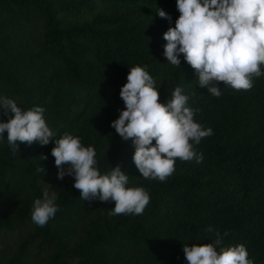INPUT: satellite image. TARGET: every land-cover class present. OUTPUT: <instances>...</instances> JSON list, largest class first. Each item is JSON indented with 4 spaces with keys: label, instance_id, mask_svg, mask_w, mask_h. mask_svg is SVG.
<instances>
[{
    "label": "trees",
    "instance_id": "trees-1",
    "mask_svg": "<svg viewBox=\"0 0 264 264\" xmlns=\"http://www.w3.org/2000/svg\"><path fill=\"white\" fill-rule=\"evenodd\" d=\"M178 17L176 0H0V96L24 110L43 107L53 139L79 137L94 147L101 175L119 165L129 187L150 195L142 214L109 216L114 201H83L70 177L55 216L39 227L32 205L56 168L55 141L21 143L13 153L5 132L0 264H188L184 245L212 243L216 232L221 246L243 244L254 264H264V75L248 91L220 82V97L207 92L183 54L180 67L163 55V34ZM137 65L155 80L161 103L181 87L188 106L199 109L195 121L213 130L199 144L191 141L202 162L177 159L163 182L141 176L134 144L111 127L125 107L120 90ZM11 115L1 109L0 122ZM42 165L45 173L37 171Z\"/></svg>",
    "mask_w": 264,
    "mask_h": 264
},
{
    "label": "clouds",
    "instance_id": "clouds-1",
    "mask_svg": "<svg viewBox=\"0 0 264 264\" xmlns=\"http://www.w3.org/2000/svg\"><path fill=\"white\" fill-rule=\"evenodd\" d=\"M176 8L179 17L175 26L163 34V55L168 63L180 67L179 57L183 54L198 74V85L215 97L222 95L220 82L236 91H248L254 78L264 75V0H176ZM157 14L171 20L163 9L159 8ZM126 79L120 90L125 107L111 127L124 141L134 144L133 161L141 176L163 182L175 171L177 159L202 162V153L194 151L191 141L199 144L213 135V130L195 121L199 109L188 106L189 97L183 89L177 86L167 103H161L155 80L144 67H131ZM0 109L13 114L7 122H0V139L7 132L13 153L21 143L30 146L38 142L44 146L54 140L51 155L58 169L57 178L73 177V187L83 201H114L109 216L143 213L150 202L149 193L143 187H129V175L119 165L101 175L94 147H85L79 137L66 132L53 139L43 107L24 110L13 99L0 96ZM39 159L44 161L47 156ZM37 171L45 173L44 166ZM55 200V191H45L42 199L34 200V224L44 227L55 216ZM207 231L213 229L209 227ZM221 245L222 237L216 232L212 243L184 245L183 252L188 264H254L243 244Z\"/></svg>",
    "mask_w": 264,
    "mask_h": 264
},
{
    "label": "rangeland",
    "instance_id": "rangeland-1",
    "mask_svg": "<svg viewBox=\"0 0 264 264\" xmlns=\"http://www.w3.org/2000/svg\"><path fill=\"white\" fill-rule=\"evenodd\" d=\"M1 110V109H0ZM58 169L57 167L55 170L51 173H47L44 176L43 181L41 182V186L43 191H48L49 194H51L53 191L56 193V197L59 195V193L63 190V187L65 184H67L70 180L71 176H65L63 180H60L57 178Z\"/></svg>",
    "mask_w": 264,
    "mask_h": 264
}]
</instances>
